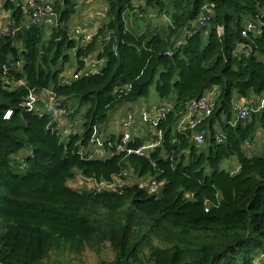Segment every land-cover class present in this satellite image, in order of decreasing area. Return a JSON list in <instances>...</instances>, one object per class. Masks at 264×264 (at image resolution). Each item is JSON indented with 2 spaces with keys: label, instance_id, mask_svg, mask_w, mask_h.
<instances>
[{
  "label": "trees",
  "instance_id": "obj_1",
  "mask_svg": "<svg viewBox=\"0 0 264 264\" xmlns=\"http://www.w3.org/2000/svg\"><path fill=\"white\" fill-rule=\"evenodd\" d=\"M78 2L53 3L57 26L47 37L43 24H24L19 3L5 5L12 16L11 33L0 36V264H60L67 253L105 243L115 253L111 264H255L254 253L264 257V156L245 147L255 145L259 127L264 133V111L237 120L235 96L264 97V0H107V22L85 45L72 40L69 28ZM208 9L211 21L192 33ZM149 11L167 23L147 24ZM246 22L259 25L248 38L242 36ZM242 45L251 48L248 55H238ZM87 58L103 61L100 72L63 84L68 65L75 60L81 73ZM10 63L19 68L5 73ZM153 84L162 101L174 99L157 122L159 148L150 156L118 152L114 135L104 139L113 145L106 146L107 158L80 155L110 113L148 97ZM216 87L212 115L195 130L177 131L188 103ZM48 90L69 116L85 109L81 134L63 137L53 112L37 108ZM33 97L38 102L28 107ZM198 132L204 135L199 147ZM142 145L132 139L128 149ZM233 158L240 163L235 175L222 168ZM130 169L154 178L158 196L147 184L121 193L67 184L77 173L123 181ZM98 210L108 212L104 221Z\"/></svg>",
  "mask_w": 264,
  "mask_h": 264
},
{
  "label": "built area",
  "instance_id": "obj_2",
  "mask_svg": "<svg viewBox=\"0 0 264 264\" xmlns=\"http://www.w3.org/2000/svg\"><path fill=\"white\" fill-rule=\"evenodd\" d=\"M142 0H133L134 4L140 3ZM27 12H29L30 25H42L45 19L51 18L55 19L57 21V14L54 11L53 2L51 0H41V1H35L31 0L27 4ZM212 11L208 9L207 13L202 15L199 20L193 25V31L192 33H196V31L203 30L206 25L211 21ZM259 31V25H257L255 22H246L244 23V28L242 31V36L244 38H248L250 34H253L254 32ZM10 29L7 31V35L10 34ZM6 35V33H4ZM87 38L81 37V31H77L75 34H72V40L79 42L80 44H87L90 43L89 40H86ZM110 37H105L104 41H109ZM183 45V41H180L177 46ZM251 52V48L248 45H242L239 47L238 55H248ZM103 61H99L96 58L93 59H85L84 60V67L81 71V73L77 74L76 76L72 77H65L62 80V83L65 85H69L74 81L77 77L81 76H89L92 74H98L100 72V69L102 68ZM18 69L19 65H16L15 63H10L9 66L4 67L5 73L9 72L11 69ZM46 96L48 98V111L53 112L55 117L58 119L59 117L63 116L67 112V107L62 103L60 98L57 97L55 92L53 90H48L46 93ZM28 107V103L26 104ZM169 106L163 105L159 109V115L160 119L164 118L169 112ZM215 103L213 101H209L206 97H201L197 99V101H192L188 103V105L185 107V111L183 114V118L180 120V130H195L198 127L199 119H205L207 117H210L214 111ZM264 111V97L260 99H256L255 102H250L249 104L241 105L237 107L236 113H237V120L241 121H247L250 119L252 113L255 112H261ZM145 116H147L148 112L145 111L143 113ZM12 115L11 111H8L6 113V118H9ZM5 118V119H6ZM135 121V112L132 110H129L123 121L121 122V125L124 128V133L121 135L120 140L116 143L115 147L117 148L118 152H122L127 149L129 154H135L136 156H147V151L149 150V147L147 145H142L138 150H130L128 149L129 143L132 141V135H131V129L134 126ZM161 133V132H160ZM222 137L218 136L217 141L222 142ZM193 141L196 143V145L202 146L204 144V135L202 133H197ZM92 144L93 146L90 147V149H83V151L80 152L81 156H85L88 160H96V159H105L108 156L106 146L111 145L109 142H101L98 137H96ZM161 137L159 139H155L152 142V147L154 150L159 148L161 145ZM247 149H251L252 146L250 143L246 144ZM87 183H91L92 189L97 193H104V192H114V193H121L123 190L121 185V182H119L118 179H114L111 182L103 181V182H97L94 179H86ZM148 187H149V193L151 196H158L159 194V184L157 181H155L154 178H148L146 181ZM124 188V187H123Z\"/></svg>",
  "mask_w": 264,
  "mask_h": 264
},
{
  "label": "crops",
  "instance_id": "obj_3",
  "mask_svg": "<svg viewBox=\"0 0 264 264\" xmlns=\"http://www.w3.org/2000/svg\"><path fill=\"white\" fill-rule=\"evenodd\" d=\"M10 1H15L16 4L19 3L18 5V9H20V7H22L24 13H25V20H24V24H28L29 20H30V16H29V12H27V4L29 1L31 0H10ZM35 1H41V0H35ZM54 4H58V2L60 0H51ZM88 1H93V0H88ZM6 9V8H5ZM107 9V8H106ZM78 10V9H77ZM5 12V17L7 19V21H4L2 25H0V36H4V33L7 34V31L10 29V21H11V16H12V12H9L7 10L4 11ZM100 13H98V15H94V16H89V18L84 22V24L80 27H73L72 30V34H75L77 31H81V37L87 38L86 40H89L90 42L92 41V38L99 32L100 28L106 23L105 20V15L100 16ZM163 18V17H161ZM164 20L167 23V19L164 18ZM50 22H55V19H51V18H47L44 20L43 25L45 26L44 30H46V32H49V26H51ZM165 23V24H166ZM159 25V24H158ZM163 25V24H162ZM71 30V29H70ZM49 36V34L47 35ZM103 65V63H102ZM77 68H72L69 69V71L67 72V76L68 77H74L77 74H79L80 71L76 70ZM219 94V88H214L210 91H208L205 95V97L209 100V101H213L215 102L217 96ZM36 98H32V100H35ZM38 99V98H37ZM256 96H251L249 99L245 100L240 98L237 94L235 96V110H237L238 106L241 105H245V104H249L250 102H255L256 100ZM38 102V101H36ZM42 106L45 107V110L48 109V98L46 96H44V99L42 100ZM163 105H168L170 112L173 109L174 106V99H171L168 102H164V101H160L159 104H156L155 107L149 109L148 107L142 106L140 109L138 108H134V107H128L127 110H131L133 108L132 111L135 112V121H134V126L131 129V135H132V139H139L140 141H142L143 145H147L149 147V150L147 151L148 155L150 156L151 153L154 151L152 147V142L155 139H159L161 137V143L163 140V135L162 133L158 132L157 130V122L160 119V115H159V109L161 106ZM36 106V105H35ZM125 112H121V114L115 116L114 118H110L108 124H106L105 127L102 128V130L99 132L98 134V139H100V141L102 142H107L104 139H106L108 136H114L116 135L117 138H121V135L124 133V128L121 125V122L123 121L126 113L128 111ZM147 111L148 114L147 116H145L143 113ZM183 118V114L182 116L179 118V121L177 122L178 124L176 125V129L177 131H181L180 130V120ZM224 118V117H223ZM61 119L59 121L60 126L65 129L64 130V135L65 137H69V135L71 133H76L75 131L68 129V125H69V121L68 120H64ZM197 120H201V119H197ZM67 128V129H66ZM215 129L220 131V123H217V125L215 126ZM82 132V131H81ZM256 143L255 145L251 148L248 149V151L253 154L255 157H262L264 156V133L263 130L259 127L258 131H257V136H256ZM246 148V147H245ZM247 149V148H246ZM252 150V151H251ZM109 155V154H108ZM147 155V156H148ZM188 159V156H186ZM222 168L228 172H230L232 175H235L238 173V171L240 170V163L239 160H236L235 158L230 159V160H226L223 165ZM129 172L130 177H132L133 175L135 176V183H139L146 185V181L148 180V178H139L138 176L135 175V173L133 172L132 169H130L129 171L126 172V174ZM79 177L78 179H73L71 181H69L67 184L74 190L77 191H81L84 190L86 187L91 188V185H88L89 183H87L85 180V178L83 179L81 177V175L79 173H77V176ZM121 182V185H125V184H129L128 180H127V175H125V178L123 179V181H119Z\"/></svg>",
  "mask_w": 264,
  "mask_h": 264
},
{
  "label": "rangeland",
  "instance_id": "obj_4",
  "mask_svg": "<svg viewBox=\"0 0 264 264\" xmlns=\"http://www.w3.org/2000/svg\"><path fill=\"white\" fill-rule=\"evenodd\" d=\"M10 0H0V25L3 24L4 21H7L5 17V5L7 2ZM139 4V3H137ZM107 0H93V1H88V0H79L78 2V7H77V13L76 15L72 18L71 22L69 23V28L72 30L73 27H80L84 24V22L89 18V16H96L98 13H100V16L105 15V20L107 22ZM166 17H159L156 13H153L149 11L145 15L146 23L150 24L152 23L153 26H157V24L162 25L165 24L166 21L164 20ZM43 24V23H42ZM51 26H49V32H46V37L49 34V36L52 34V29L53 27L57 26V21L55 22H50ZM259 60L264 62V57H259ZM76 67V62L73 60L70 65H68V68H75ZM46 98V97H45ZM37 99L35 100H30L28 105L30 107H33V105L36 103ZM161 99L158 97L157 92H156V85L153 84V86L150 89V94L146 98H141L138 102L136 103H127L121 106L116 111H113L110 113V118H114L115 116L121 114V112H125L128 107H134L140 109L142 106L148 107L149 109L155 107L156 104H159ZM70 107V105H68ZM37 108L42 110V113H44L45 107L43 106H37ZM133 109V108H132ZM48 111V110H47ZM85 109H83L81 114L75 115L74 117L69 116L68 108L67 112L63 114V116L59 117L58 119H64L69 121L68 129H71L75 131L78 134H81L82 131V115L84 113ZM128 111V110H127ZM63 117V118H62ZM63 120V121H64ZM67 129V128H66ZM62 136L64 137V130L62 127H60ZM252 151V150H251ZM127 175V180L129 184L123 185V187L130 186L135 183L134 175L130 177L129 172L126 174ZM79 177H76L75 179H78ZM122 187V189H123ZM94 214H98V217L100 220H105L108 216L107 211L103 210H98L97 212H94ZM117 216V214H116ZM143 230H136V233H141ZM155 244H161L164 245L165 243H160L158 240L155 241ZM253 257L256 259L255 264H264V257L262 254H257L254 253ZM115 260V253L110 247L109 243H105L103 245L91 248V247H86L79 255H69L67 253L66 257L65 255L62 256L59 259L60 264H111Z\"/></svg>",
  "mask_w": 264,
  "mask_h": 264
},
{
  "label": "water",
  "instance_id": "obj_5",
  "mask_svg": "<svg viewBox=\"0 0 264 264\" xmlns=\"http://www.w3.org/2000/svg\"><path fill=\"white\" fill-rule=\"evenodd\" d=\"M20 9H18V11H19ZM20 33H18V35H19ZM35 93H40V92H38V91H36Z\"/></svg>",
  "mask_w": 264,
  "mask_h": 264
}]
</instances>
